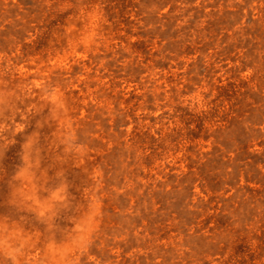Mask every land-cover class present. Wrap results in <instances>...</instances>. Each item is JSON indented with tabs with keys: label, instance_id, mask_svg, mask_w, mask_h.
I'll use <instances>...</instances> for the list:
<instances>
[{
	"label": "rangeland",
	"instance_id": "374dc122",
	"mask_svg": "<svg viewBox=\"0 0 264 264\" xmlns=\"http://www.w3.org/2000/svg\"><path fill=\"white\" fill-rule=\"evenodd\" d=\"M0 264H264V0H0Z\"/></svg>",
	"mask_w": 264,
	"mask_h": 264
}]
</instances>
